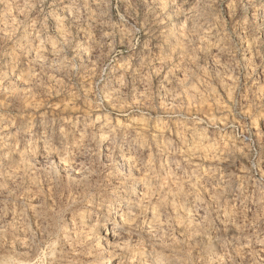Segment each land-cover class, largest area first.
Returning a JSON list of instances; mask_svg holds the SVG:
<instances>
[{
  "label": "rangeland",
  "instance_id": "rangeland-1",
  "mask_svg": "<svg viewBox=\"0 0 264 264\" xmlns=\"http://www.w3.org/2000/svg\"><path fill=\"white\" fill-rule=\"evenodd\" d=\"M0 138L23 156L0 161V264H55L68 220L98 216L131 159L153 187L131 204L167 222L140 246L168 264H264V0H0Z\"/></svg>",
  "mask_w": 264,
  "mask_h": 264
},
{
  "label": "bare ground",
  "instance_id": "bare-ground-1",
  "mask_svg": "<svg viewBox=\"0 0 264 264\" xmlns=\"http://www.w3.org/2000/svg\"><path fill=\"white\" fill-rule=\"evenodd\" d=\"M34 59H36V57ZM23 75L25 76V74ZM28 79L29 78L23 79L21 77L15 80L20 85L25 86V83L27 82ZM6 150L7 149L5 148L4 140L0 138V161L3 164L9 163V161L12 159L22 161L23 159L22 155H20L19 153H16L14 154V157L13 156L9 157L6 154ZM49 150L51 149L47 150V148H44L43 155L46 158L51 157L50 156L51 151ZM27 156L31 160H34L35 159V148L30 147V149L27 152ZM58 160H59L58 161L59 165H61L63 168L67 167L66 165L67 163L65 159L60 158ZM126 163L128 165L130 176H129L128 181L125 179L124 180L128 182V186L124 184L125 182H123V180L115 179L117 180V182H115L112 185V188L110 190V195H109L110 197H109V201L107 202L108 206L102 205L101 213L99 212L97 213L99 214L98 216L95 215L94 217H92L91 212L88 211L83 215H79L76 218L71 217L68 220V222L66 223V227H65V229L67 230L63 232V234L61 235V238L58 240L59 242H57L58 246L56 247V249H57L58 259H57V262H55V264H168V263H171V262H168L169 260L165 258L164 256H160L159 254L154 253L152 250H150L147 247L140 246L141 242H139L137 238V233H140V235L142 234L143 236H146L148 238H154V236L157 235V233L161 232L163 229L166 228L165 227L166 224L164 223H167V222H164L162 220V217H161L162 214L160 213L161 208L159 209L160 206L157 209L154 208V209H151L150 212L145 213L146 210L144 212L142 211L141 205H139L140 203L131 204V200H135L137 202H144V203L151 202L152 196H153L152 195L153 187L151 186L152 189L148 187V184L145 182L146 181V178L144 177L145 174L143 175L141 168L138 166V164L133 159L127 160ZM20 168L24 170H30V165L27 162H23ZM0 176H2V174ZM12 177L14 176L11 175L10 173L7 178L12 180ZM5 180L7 181V179ZM7 182H9V180ZM137 182L140 183L141 185L140 188L142 187V190H141L142 197L138 199L135 197V188L137 187ZM155 202H157V200L154 201V204ZM176 203L178 202L176 201ZM193 209H194V206H193ZM179 211L178 213H180V216H181L180 217L181 219L180 218L179 219L182 220L183 222L179 224L176 223L177 228L175 229H177L176 231L180 234V236H182V238L183 237L186 238V240L190 241L192 245V243H195L197 240L201 239L198 236L190 235L191 234L190 226H192L191 220H192L193 214L191 215L190 211L189 212H183V211L179 212ZM20 213L17 211L11 212L10 214L11 219L13 221L20 220V217L22 216L20 215ZM143 213L145 214L146 218H144V221L140 222L139 216L140 214L143 215ZM76 224L79 225V229H78V226H75ZM229 229L233 233L237 231L236 228L233 226H229ZM217 236H214L213 234V236L207 238L206 245L210 250H213L217 254H222V252L224 251V248L222 244L220 243V241L218 240ZM22 240L24 242L21 241L20 243H18V246L21 249H23L24 246H26L25 240L23 238ZM260 242L264 245V237L261 238ZM246 249L247 248H244V246L234 249L233 257H235L236 259V257L241 255L242 253H245ZM213 251H211V253ZM210 255L211 254H209L208 256ZM241 259H242V256H241ZM212 261H213L212 263H214V260ZM221 261L222 260L215 259L216 264H221ZM195 264H196V261H195Z\"/></svg>",
  "mask_w": 264,
  "mask_h": 264
}]
</instances>
